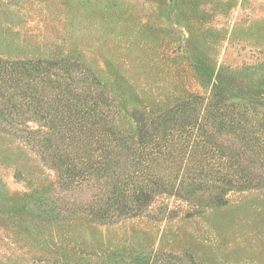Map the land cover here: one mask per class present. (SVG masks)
I'll return each mask as SVG.
<instances>
[{"label": "rangeland", "instance_id": "374dc122", "mask_svg": "<svg viewBox=\"0 0 264 264\" xmlns=\"http://www.w3.org/2000/svg\"><path fill=\"white\" fill-rule=\"evenodd\" d=\"M40 61L56 63L59 76L49 78L79 98L67 68L94 73L100 86L89 91L107 103L99 102L103 126L143 157L118 190L96 174L62 186L19 131H50L35 120L40 109L22 105L25 125L15 113L0 116V264H151L159 253L180 264L186 255L197 264H264V189L236 187L225 205H206L221 182L184 171L193 142L207 159L200 163L229 161L203 147V130L264 135V0H0V72ZM215 96L224 99L213 109ZM185 121L162 155L138 140L155 123ZM99 145L92 165L119 149ZM143 194L151 205L130 217ZM90 203L117 222L94 223Z\"/></svg>", "mask_w": 264, "mask_h": 264}, {"label": "trees", "instance_id": "16d2710c", "mask_svg": "<svg viewBox=\"0 0 264 264\" xmlns=\"http://www.w3.org/2000/svg\"><path fill=\"white\" fill-rule=\"evenodd\" d=\"M40 62L42 65H35L34 67H22L18 63L21 68L15 69L12 74L0 72V83H2L0 84V116L10 117L15 113L17 122L25 125V122L20 120L25 116L19 113L22 105H27V108H31L33 111L40 109V111L34 112L38 116L36 117L38 119L35 120L41 122V127L50 131H34L24 128L19 129V131L32 146L41 150L42 160L57 173L59 183L62 186L70 187L74 182L82 184L89 181L90 177L96 174L97 176L101 175L100 179L108 183L109 187L118 190L131 172H134L139 166L143 155L125 145L110 128L103 126V116L98 115V110L100 111L99 102L107 103L100 98L94 99L89 91L92 87L98 89L100 86L97 77L82 66L70 65L67 68L70 79L76 85L75 89L82 90L79 93L83 96L79 98L77 94L71 95L67 89L58 85L56 80L52 81L49 78L50 74L59 76V73L53 72L57 66L56 63ZM39 84L44 85L40 86ZM221 99L224 97L215 96L214 99H211V107L213 109L220 107ZM186 118L190 120V116H186ZM211 120L212 118H209V121ZM184 123L190 125L189 121L174 123V127L169 129L160 122L155 123L152 126V132L141 130L138 140L145 146L152 144L155 154L162 155L165 153L164 151L160 152L162 147L165 143L170 144L168 137L174 134L173 130L186 128ZM12 127L17 128L13 125ZM170 131L172 134H169ZM54 132L70 142L68 148H65L64 144L62 146L58 144L57 135ZM201 136H203L201 137V141L204 143L203 147L209 144L215 145L222 151V155H227L229 159L221 169L210 166L208 163L206 165L200 163L199 160L207 161V159L196 155L199 144L196 145L192 141L191 148L196 147V150L191 152L184 164V171H187L189 177L191 176L196 181L207 183V179H209L208 182L219 179L221 182L220 186L213 187L212 193L207 197L204 204L225 205L227 202L226 194L236 187L264 189V151L260 147L262 143L264 144V135L259 137L240 131L233 133L230 137L228 133L222 135L219 131L214 132L212 130L207 133L203 130ZM202 138L204 139L202 140ZM187 139L186 136V142L192 144ZM100 141L102 143L117 141L119 149L108 152L98 163L94 162L92 165L91 152L101 149ZM182 152L180 150L179 158ZM153 154L150 153L149 156ZM149 161L151 165L156 163L155 159ZM189 161L192 165L191 168ZM76 165L92 166L86 169H78L75 167ZM177 167L180 168L181 166L177 165ZM205 167L208 169L206 173L204 172ZM139 200L136 212L132 213L130 217L139 215L141 210L149 207L152 203V196L143 194ZM96 207L97 205H92V203L88 204L91 212H95L91 215V220L94 223L106 225L117 222L112 215L101 213L99 210L96 212ZM186 258L189 264H197L191 255H186ZM177 260L178 258L174 255L159 253L151 264H180Z\"/></svg>", "mask_w": 264, "mask_h": 264}]
</instances>
